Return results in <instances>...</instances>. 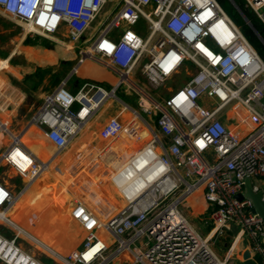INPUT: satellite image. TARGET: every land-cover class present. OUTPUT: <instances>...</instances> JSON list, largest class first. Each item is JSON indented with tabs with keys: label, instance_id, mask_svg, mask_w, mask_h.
Wrapping results in <instances>:
<instances>
[{
	"label": "built area",
	"instance_id": "2783aa9c",
	"mask_svg": "<svg viewBox=\"0 0 264 264\" xmlns=\"http://www.w3.org/2000/svg\"><path fill=\"white\" fill-rule=\"evenodd\" d=\"M231 2L264 43L262 32ZM244 3L264 29V0ZM0 10L31 36L66 33L80 46L72 75L86 62L116 75L111 87L85 79L76 91L68 88V77L46 95L31 122L42 128L57 153L102 108L115 104L118 112L101 136L116 140L126 134L141 143L132 156L138 172L120 167L109 174L123 207L103 219L87 203L76 202L71 215L86 235L82 247L62 260L226 264L181 210L202 189L213 229L224 233L236 225L252 258L260 256L264 264V218L252 210L251 198H239L247 179L264 181V59L219 0H0ZM181 75L185 82L158 93ZM6 88L0 82V101ZM231 120L247 125L246 133L232 128ZM5 132L0 120V134ZM16 146L33 162L27 170L16 167L27 179L18 194L0 180L1 211L13 208L46 165L14 138L4 153ZM4 153L0 165L14 166ZM253 190H262L264 199V187L253 184ZM1 219L14 225L9 217ZM18 239V233L10 237L0 230V262L43 264Z\"/></svg>",
	"mask_w": 264,
	"mask_h": 264
},
{
	"label": "rangeland",
	"instance_id": "374dc122",
	"mask_svg": "<svg viewBox=\"0 0 264 264\" xmlns=\"http://www.w3.org/2000/svg\"><path fill=\"white\" fill-rule=\"evenodd\" d=\"M227 1L232 4L231 0ZM232 5L233 6L230 15L234 21L237 22L244 35L249 41L253 43L255 48L259 52L261 50L264 51V43L258 38L250 24L243 19L234 4ZM7 29H10V31H6L4 35L3 30ZM9 33L10 35H8ZM24 35H26V28L22 23L15 22L5 16L4 18L1 17L0 43L6 44L4 43L7 40H5V38L9 36L12 39L10 47L15 49L16 45L20 43V40L22 37H24ZM27 37L29 38L28 43L32 42V44L37 45L38 43H48L52 44L53 46L57 45L54 43V41H52V39L40 38L39 40V37H31L30 34H27L26 38ZM55 37L61 39V42L66 47L65 49L73 50V46L67 37L65 38V36L63 37L61 34ZM18 52H20V50ZM20 53H17V55ZM20 59L22 60V56L18 55V57L14 58L13 63ZM3 62H5V64H1L0 69L7 68L13 70V68L9 66L8 61L3 60ZM84 64H91L94 68L98 69L103 67L93 62H86ZM73 66V62H68L66 65L58 62V65H48L43 67L51 70V72L45 83L42 81L39 83V85H43L41 86V92H45V94L50 93L54 88V82L56 78H65ZM2 72L7 74L11 81L13 80L12 78H14L13 82H15L16 78L13 77L11 73L6 71V69H3ZM13 73L18 74L15 70H13ZM84 74L90 76L93 75L90 70ZM110 74L112 77H114L113 81H98L108 87H111V85L115 83L116 75L112 73ZM79 75H81V72L77 73L75 77ZM92 79L95 80L94 78ZM181 82H185L184 75H181V77L172 78L170 82H168L167 85L163 87V89H159L158 93L163 94L166 88L171 86L175 87L176 85L181 84ZM34 83L37 84L36 81H34ZM81 83L82 81L80 80V77H78L77 80L71 78L70 82L68 83V88L72 91H76V88H78ZM14 85L15 88L17 86L19 87L17 82H15ZM38 92L40 91L37 90L26 93V95L23 96V100L21 99L20 102L18 100L17 108H13L11 111L4 107L6 104L3 102H5L4 100L6 98L0 102L1 107H3V110H0L1 121H6L9 128V132H5L3 138L0 139V156L8 148L9 144H11V141L13 140V136H11V134H13L19 138L22 137V141H24L26 146L38 159L45 162L48 161L51 165H49L50 167L47 170L46 168L44 169L42 174L34 182L35 184L29 189V192L26 194L24 193L23 196H20L19 200L17 201L18 203L15 202L13 208L7 211L8 217L12 216V220L13 218L17 220L20 219L17 216V213H20V211L24 210L20 216L23 217V220H20V225L23 227H20L25 230V232L20 231V236H22V238L19 241L23 245V250L33 251L34 254H36V258H39L38 260L43 261L44 257L47 258V256L53 260L58 259L56 254H52L54 255L52 256L49 251H47L48 249L52 250L54 253L60 251V253L64 252L65 255H67L72 250H74L75 247L79 246L80 248L82 245L83 237L86 234L83 229L79 228L78 222L71 216V210L73 209L76 202L83 201L88 203L90 208H94L97 213L103 214L101 215L103 219L117 212L118 208L123 203L122 199H116V196L119 195L109 183V174L114 168H117L118 165L125 161L129 155L134 154L137 147L134 145V142H131L126 134L116 138V140L110 139L106 134V136H101L102 129L108 122L103 121L102 118L104 115L112 112V109L107 108V106L102 108L97 113L93 122H91L90 125L86 126L81 131V133H79V136L74 139L72 144L67 147V149L57 153L55 147L53 148V146L49 144L45 136L42 134V130L40 132L36 129V127L30 129L28 128L29 125L32 124V117L35 115L41 104L36 103L38 102V100L36 101ZM12 94L13 93H11V95ZM119 94L122 96V98H124V100L131 101L123 93L119 92ZM132 104H136V102L134 101ZM110 118L111 117L108 119ZM35 133L38 134L37 138ZM79 150L82 153L77 155ZM81 156L83 160L79 159ZM70 163H72L74 167L73 170L68 168ZM83 164H85V166ZM95 173L98 174L95 175ZM93 174L97 177H95ZM0 180L3 183L6 182V184H9L11 187H13L14 193L18 194L21 190H23L27 179L26 177H21L13 165L4 162L0 165ZM49 203L52 206H50ZM25 205H30L31 207H24ZM184 206L185 204L182 205L181 210L185 212L193 228L197 230V228L194 226V222L196 223L198 218H194L192 220ZM29 215L30 217L36 219L30 224L25 222L29 221ZM34 223H36V225L33 226ZM8 224L9 223L0 218V230L4 236H10L13 233L12 226ZM61 227L65 228V232H59ZM79 230H82L81 233ZM22 234L31 236L39 243L36 244L31 242L29 238H26V236H23ZM43 246L45 247L44 250L40 248ZM257 259L260 261L261 257L259 256Z\"/></svg>",
	"mask_w": 264,
	"mask_h": 264
},
{
	"label": "crops",
	"instance_id": "0c3cea01",
	"mask_svg": "<svg viewBox=\"0 0 264 264\" xmlns=\"http://www.w3.org/2000/svg\"><path fill=\"white\" fill-rule=\"evenodd\" d=\"M4 16L5 15L3 14L2 10H0V20H1V17L4 18ZM6 31L9 32L10 29L3 30L4 35H5ZM60 34L63 37L65 36V38L67 37L66 33H64V32L57 33L56 35H53L51 37H43V36H39V35L36 36L37 38L39 37V40H40V38L52 39V41H54V43L57 44V45H54V46L52 44H48V43H43V44L42 43L41 44L38 43V45L37 44H32V42L28 43V39L29 38L28 37L26 38L27 34L24 35V37L21 38L20 43L18 45H16L15 49L10 47L11 43H12V39L9 36L7 38H5V40L7 39L4 42L6 44L0 43V65L1 64H5V62H3V60L8 61L9 66H11L13 68V70H15L18 73V74H15V73H13V70H10V69H7V68H3V69H6V71L11 73L13 75V77L16 78L15 82H17L19 87L17 86L15 88V85H14L15 82H13L14 78H12L13 80L11 81L8 78V75L2 72L3 69L0 71V82L3 83L4 85H6V87H7L6 88L7 96L5 97L6 99L4 98L5 99L4 101L6 103L3 102L6 105L5 106L3 105V106L5 108H7L9 111H11V109H13V108H17L18 100H19V102L21 101V99L23 100V96L26 95V93H29L30 91H37V90L40 91V92H38V94L36 96V101L38 100V102H36V103H39V104L41 103L42 104V102H43V100H44V98L46 97L47 94H45V92L44 93L41 92V88H42L41 86H43V85H39V83L41 81L43 83H45L47 78H48V76L50 75V72H51V70H48L47 68H43V67H46L48 65L49 66L50 65H58V62L59 63L61 62L64 65H66L68 62H73V65H74L73 68L71 69V71L69 72V74L65 78H62V79H66L68 77H71L72 79L77 80L78 77H80L81 81H84L85 79H92V78H94L95 80H100V81H102V80L103 81H105V80L113 81L114 77L111 76V74H110L111 72L109 70H107L105 68H104L105 69L104 70L103 67H101L99 69L98 68H94L91 64H84V66L79 67L77 72L74 75H72L73 72H74L75 67L77 66V59H78L79 53H80L79 52L80 46H78V44L72 43L69 40V42L73 46L72 47L73 50L65 49L66 47L61 42V40L58 37L57 38L55 37V36L60 35ZM8 35H10V33ZM31 37H33V36H31ZM6 45H7V47H6ZM19 50H20L21 53L18 52ZM17 53H20L18 55L22 56V60L21 59L20 60H16V62L13 63L14 58L18 57ZM49 69H51V68H49ZM88 70H90L92 72V74H93L92 76L84 74ZM79 72H81V75L75 77V75L77 73H79ZM70 80L68 81V83L70 82ZM34 81H36L39 86L36 83H34ZM54 88H55V86H54ZM11 93H13V94L11 95ZM7 98H8V100H7ZM110 106H108L107 108L112 109V112L108 113L107 115H104L103 118H102V120L105 121V122L108 121L109 117H112V116L116 115V113L118 112L117 104L110 105ZM39 108H40V106H39ZM0 110L1 111L3 110V107H1V105H0ZM0 120H1V118H0ZM93 120H94V118L91 120V122H93ZM91 122L88 125H90ZM3 123H5L6 126L8 125V123L6 121H4ZM229 125L232 128H234L236 131H239V133L241 135H244L246 133V131L248 130V126L247 125L242 124V123H238L237 121H232L231 120V121H229ZM34 127H36V129L41 132L42 128H39L36 124H31V125H29L28 128L30 129V128H34ZM7 129H8V132H9V128L8 127H7ZM34 132H36V131H34ZM42 134L45 136L43 130H42ZM35 135H36V138H37L38 134L35 133ZM11 136H13V134H11ZM45 138L49 142V144H51L53 146V148H54L55 146H54L53 142L50 141L46 136H45ZM19 140L21 142H23V144L26 146L24 141H22V137L19 138ZM17 143H18V145L20 144L19 142H17ZM134 143H135L134 145H136V147H139L141 145V143L139 141H135ZM42 147H43V143H42ZM79 153H82V152L79 150L77 155ZM4 155L9 157V159L14 162L15 168L18 167L21 170H23V169L26 170V167L25 166L23 167V165L26 164L25 159H28V158H27V154L25 153L23 148H21L19 146H16L15 148L11 149L10 151L4 153ZM131 155H129L127 157V159H125V161H123L121 164L126 162L130 158ZM79 159L83 160L82 156ZM71 166L73 167L72 163L69 164L68 168L70 170H73L74 167L72 168ZM114 169H116V168H114ZM69 173H70V171H69ZM97 174L98 173H95V175H97ZM95 177H97V176H95ZM252 182H253L254 185H259L260 187H264V181L263 180L252 179ZM34 184L35 183H33L28 189L24 190V192L21 195L23 196L24 193L26 194L27 192H29V189ZM7 185L13 191V187H11L9 184H7ZM117 198L121 199L119 196H116V199ZM50 206H52V205L50 204ZM24 207H31V206L30 205H28V206L25 205ZM184 208L188 212V215H189V217L192 220L194 218H198V220H196V223L194 222V224H195L194 226L197 228L198 231L201 232L202 235L210 238V241L212 243L213 249H215L216 253L221 258L227 260L226 264H244L245 263L244 253L246 252V250H248V249L250 250V248H249L250 244L248 243V240L246 238H244V237H241V238L237 237L239 230H238V227L236 225H234V224H232L231 226L226 228L224 233H217L213 229L214 222H213L212 215H211L210 209L208 207V204H207V202L205 200L204 193H203L202 189H198V190L193 192V194L187 199ZM23 211H20V213H17V216L20 219L15 220L13 218V220H12L11 219L12 216L11 217L9 216V218L14 222V225L8 224V225H11L12 228H13L12 229L13 233L11 234L12 236L10 235V237H14L18 233V236H19L18 240H20L22 238V236H20L21 235L20 231L25 232V230H23L20 227V226H22V225H20L21 224L20 220H23V217H20V216H21ZM71 216L73 217V215H71ZM0 217L4 218V219H5V217H8L6 210L0 212ZM28 217H29V221H25V220L24 221L28 222L29 224L32 221L36 220L35 218L30 217V215ZM34 225H36V223H34L33 226ZM79 228L83 229V227L80 224H79ZM18 229H19V231H18ZM60 231L61 232H65V228L61 227L59 229V232ZM81 231L82 230H79L80 233H81ZM22 235L26 236V238H29L31 242H34L36 244L39 243L38 241H36L31 236H27L26 234L25 235L22 234ZM6 236H8V235H6ZM84 238H85V236L83 237V241H84ZM53 239H54V237H53ZM83 241H82V243H83ZM19 244L23 248V245H22V243H20V241H19ZM81 247H82V245L80 246V248ZM40 248L42 250H44L45 247L43 246V247H40ZM78 248H79V246L75 247L74 250H78ZM74 250H72V251H74ZM30 251H28V252L36 257V254H34L33 251H31V252ZM47 251H49V253L51 255L52 254H56V257L58 259L57 260L56 259L53 260L52 258H48L49 256H47V258L44 257L43 261L40 260L43 264L44 263L45 264H68L64 260L61 259L62 257L65 256L64 252L60 253V251H58V252L54 253V252H52V250H49V249ZM52 256H54V255H52ZM254 261H255L256 264H260L259 260H257L256 258H255ZM0 264H2V263L0 262ZM114 264H126V263H125V261L123 259H120L119 261L114 262Z\"/></svg>",
	"mask_w": 264,
	"mask_h": 264
},
{
	"label": "water",
	"instance_id": "95a60500",
	"mask_svg": "<svg viewBox=\"0 0 264 264\" xmlns=\"http://www.w3.org/2000/svg\"><path fill=\"white\" fill-rule=\"evenodd\" d=\"M262 35L264 37V29H262ZM62 78L58 77L56 78L54 82V86H58V84L61 82ZM245 193L239 195L240 199H243L244 197L251 198L253 201V209L255 212H257L261 217L264 218V199H263V191L258 190L254 191L253 190V182L252 179H247L245 182ZM244 259L245 263L244 264H256L255 261L252 258L251 251L248 249L244 253Z\"/></svg>",
	"mask_w": 264,
	"mask_h": 264
},
{
	"label": "bare ground",
	"instance_id": "6f19581e",
	"mask_svg": "<svg viewBox=\"0 0 264 264\" xmlns=\"http://www.w3.org/2000/svg\"><path fill=\"white\" fill-rule=\"evenodd\" d=\"M25 28L26 29H28L26 26H25ZM61 40V39H60ZM62 45V44H61ZM85 112V111H84ZM89 124V123H88ZM88 124H87V126H88ZM4 131H7L8 132V129H7V126L5 125V123H4ZM3 136H4V133H1L0 134V139H2L3 138ZM13 138H14V140H15V142L17 143V142H19L20 143V145H22L23 144V142H21L20 140H19V138L17 137V136H14L13 135ZM22 143V144H21ZM20 147V146H19ZM31 151V150H30ZM32 152V151H31ZM33 153V152H32ZM27 154V153H26ZM34 154V153H33ZM134 154H132L131 156H130V158L126 161V162H124L123 164H121V165H119V166H117V168H116V170L118 169V168H122L123 170H128L131 174L135 171V173L136 172H138V169H135L134 168V164L136 163V158H133L132 156H133ZM27 158L28 159H25V162H26V164L25 165H23V167L25 166L26 167V170L31 166V163L33 162V160H32V158L30 157V156H28L27 155ZM50 165V163L47 161L46 162V165H45V168H46V170L51 166H49ZM135 169V170H134ZM115 170V169H114ZM114 170H112V171H114ZM66 185V184H65ZM20 196H22V195H19L17 198V200H16V202L19 200V197ZM88 204V203H87ZM120 207H123V204H121V206ZM119 207V208H120ZM118 208V209H119ZM118 211V210H117ZM7 212V211H6ZM96 212V211H95ZM97 213V212H96ZM90 254L91 253H89L87 256H90Z\"/></svg>",
	"mask_w": 264,
	"mask_h": 264
},
{
	"label": "trees",
	"instance_id": "16d2710c",
	"mask_svg": "<svg viewBox=\"0 0 264 264\" xmlns=\"http://www.w3.org/2000/svg\"><path fill=\"white\" fill-rule=\"evenodd\" d=\"M224 8L227 10V12L229 14H231V9H232V4H230L227 0H219ZM235 3H237V5L244 11V13L247 15V17L251 20V22L255 25V27L259 30V31H262V27L261 25L259 24V22L257 21V19L255 18V16L253 15L252 12H250L246 7H245V3H244V0H234ZM234 8V7H233ZM232 17V16H231ZM260 55L263 57L264 59V51L261 50L260 52Z\"/></svg>",
	"mask_w": 264,
	"mask_h": 264
}]
</instances>
